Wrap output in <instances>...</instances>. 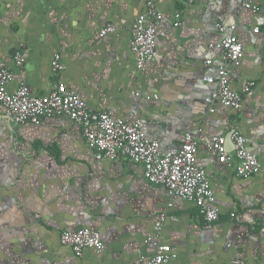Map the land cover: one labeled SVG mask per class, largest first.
<instances>
[{
	"label": "crops",
	"instance_id": "1",
	"mask_svg": "<svg viewBox=\"0 0 264 264\" xmlns=\"http://www.w3.org/2000/svg\"><path fill=\"white\" fill-rule=\"evenodd\" d=\"M149 1L165 20L155 59L139 69L130 42ZM255 3L257 13L241 0H0V57L13 74L10 91L24 84L32 95L46 96L64 83L94 110L141 120L164 151L180 147L187 133L200 135L198 163L221 212L206 228L192 203L147 181L143 166L98 160L78 124L21 125L0 105V264H142L155 254L145 240L164 212L162 241L178 253L169 264H264V0ZM220 20L238 25L244 46L230 78L244 98L239 111L211 112L206 103L216 87L205 77L217 76L222 59L210 45L230 34L218 31ZM109 23L115 32L100 37ZM21 47L26 60L18 67ZM56 54L63 71L51 65ZM234 131L258 155L259 174L241 178L208 151L214 136H224L226 145L229 139L232 151ZM82 228L101 233L103 252L77 257L61 243L64 231Z\"/></svg>",
	"mask_w": 264,
	"mask_h": 264
},
{
	"label": "built area",
	"instance_id": "2",
	"mask_svg": "<svg viewBox=\"0 0 264 264\" xmlns=\"http://www.w3.org/2000/svg\"><path fill=\"white\" fill-rule=\"evenodd\" d=\"M168 1V0H166ZM177 2L180 0H170ZM243 7L253 13L259 11L255 0H241ZM175 26L181 25V15L175 16ZM165 17L154 1H149L145 11L133 24V37L130 42L131 51L137 56L138 68L155 59L157 53V34ZM220 33L230 31V34L218 44H212V49L222 53L221 63L217 68V76L205 77V81L216 87L207 98L210 111L217 106L239 111L244 104L243 95L231 86V69L239 66L244 58V46L241 42L236 23L227 24L220 20L217 24ZM112 23L103 27L100 37L115 32ZM259 33V29H255ZM15 63L23 67L26 53L21 47L15 54ZM264 59V49H263ZM212 65V60H207ZM57 72L64 70L61 56L56 54L51 63ZM13 74L0 57V105L7 117L15 123L39 125L45 119H68L78 124L83 136L91 149L95 151L98 160L118 161L127 159L143 166L147 181L163 186L172 198H180L192 203L199 217L210 228L220 220L221 212L216 206V196L209 181L206 169L198 163V153L204 142L198 134L187 133L184 142L178 148L164 151L160 143L148 137L142 127L141 120L126 121L113 117L110 111H98L91 108L81 94L69 89L66 84L56 86L46 96H35L27 85H20L12 92L9 85ZM250 86H254L252 82ZM250 87L246 90L249 91ZM140 96V93H137ZM234 149L229 151L224 136H214L207 141V149L221 164L233 167L241 178L257 175L262 170L259 157L247 146L244 135L238 131L232 133ZM169 207H173L169 204ZM235 213L231 214L234 218ZM168 219L167 212L161 213L155 225V232L145 240V244L155 248V254L150 259H141L142 264H169L177 259L178 253L171 245L162 241L164 224ZM61 243L70 247L77 257L87 250L101 253L105 243L100 232L89 228L74 231H64Z\"/></svg>",
	"mask_w": 264,
	"mask_h": 264
},
{
	"label": "water",
	"instance_id": "3",
	"mask_svg": "<svg viewBox=\"0 0 264 264\" xmlns=\"http://www.w3.org/2000/svg\"><path fill=\"white\" fill-rule=\"evenodd\" d=\"M231 141V140H230ZM227 146H228V149H229V139H228V142H227Z\"/></svg>",
	"mask_w": 264,
	"mask_h": 264
}]
</instances>
